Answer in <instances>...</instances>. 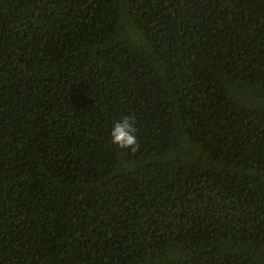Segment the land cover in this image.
Listing matches in <instances>:
<instances>
[{"label": "trees", "instance_id": "obj_1", "mask_svg": "<svg viewBox=\"0 0 264 264\" xmlns=\"http://www.w3.org/2000/svg\"><path fill=\"white\" fill-rule=\"evenodd\" d=\"M0 264H264V0H0Z\"/></svg>", "mask_w": 264, "mask_h": 264}, {"label": "clouds", "instance_id": "obj_2", "mask_svg": "<svg viewBox=\"0 0 264 264\" xmlns=\"http://www.w3.org/2000/svg\"><path fill=\"white\" fill-rule=\"evenodd\" d=\"M138 128L132 115H124L115 120L109 132L112 144L121 149L130 150L135 153L139 149Z\"/></svg>", "mask_w": 264, "mask_h": 264}]
</instances>
